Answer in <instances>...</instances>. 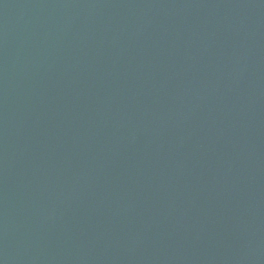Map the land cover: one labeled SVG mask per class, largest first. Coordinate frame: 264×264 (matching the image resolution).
Wrapping results in <instances>:
<instances>
[{
  "label": "water",
  "instance_id": "water-1",
  "mask_svg": "<svg viewBox=\"0 0 264 264\" xmlns=\"http://www.w3.org/2000/svg\"><path fill=\"white\" fill-rule=\"evenodd\" d=\"M0 264H264V0H0Z\"/></svg>",
  "mask_w": 264,
  "mask_h": 264
}]
</instances>
